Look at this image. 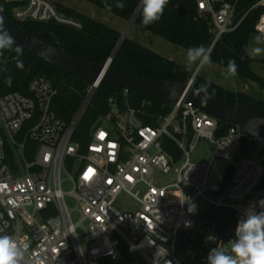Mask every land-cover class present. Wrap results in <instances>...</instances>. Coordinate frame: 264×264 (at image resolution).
<instances>
[{"label": "built area", "instance_id": "2783aa9c", "mask_svg": "<svg viewBox=\"0 0 264 264\" xmlns=\"http://www.w3.org/2000/svg\"><path fill=\"white\" fill-rule=\"evenodd\" d=\"M5 2L20 23L81 29L52 0ZM238 2L198 0L200 14L211 18L213 47L239 27ZM255 30L264 35V14ZM99 86L92 84L70 125L54 112L57 91L44 77L32 80L28 95L0 97V234L16 242L19 264H207L212 248H229L245 210L264 211V164L244 153L239 126L223 129L183 100L152 126L142 109L112 97L83 147L73 137ZM201 147L210 158L192 161ZM222 165L226 176L216 185ZM65 182L73 186L69 193ZM124 197L131 199L127 206L120 203ZM218 211L233 214V230L210 217Z\"/></svg>", "mask_w": 264, "mask_h": 264}, {"label": "trees", "instance_id": "16d2710c", "mask_svg": "<svg viewBox=\"0 0 264 264\" xmlns=\"http://www.w3.org/2000/svg\"><path fill=\"white\" fill-rule=\"evenodd\" d=\"M11 21L28 33L38 34L44 42L55 46L56 41L49 35H54L66 52L79 60L97 65H105L113 56L122 33L103 22L85 16L75 10L67 9L58 4V9L67 17L73 18L81 24V29L54 22H24L20 23L13 18L14 5L1 0ZM101 9L108 10L114 16L129 22L134 16L141 0H84ZM263 0H239L235 13V24L239 27L232 33L224 35L211 51V63L227 70L229 60L237 65V77L246 83H255L264 88V80L251 71L252 60L248 55L250 35L256 32L255 27L264 14ZM124 3V8H117L116 4ZM198 0H169L161 19L151 25L142 23L141 11L135 24L147 32L159 36L165 41L188 50L190 47L204 45L212 48L215 34L211 26V18L200 14ZM6 49L0 55V97L10 93L20 92L28 95L32 80L44 77L50 80L57 95L53 101V110L57 116L70 125L86 100L92 82L61 72L38 56L22 49L21 53ZM111 68L132 77L151 81H176L188 83L193 72L186 66L170 60L135 40L126 38L115 54ZM11 77V84L6 83ZM210 81L207 95L218 100L241 104L248 107L253 113L264 119L263 98L249 88L246 92H235L209 80L203 75H197L193 85L198 88L201 84ZM124 89L101 84L96 90L92 103L82 122L77 128L73 141L83 147L89 144V135L100 116L109 111L108 100L112 97L121 104L127 101L131 107L144 111V122L147 125H156V119L169 114L173 103L165 98L149 93L129 90L128 97L124 98ZM232 124L221 121L220 127L226 129ZM242 148L245 154L250 152L264 164V146L250 136L242 137ZM264 190V180L262 184ZM218 221L223 229L233 230L235 220L229 211H218L209 214Z\"/></svg>", "mask_w": 264, "mask_h": 264}, {"label": "water", "instance_id": "95a60500", "mask_svg": "<svg viewBox=\"0 0 264 264\" xmlns=\"http://www.w3.org/2000/svg\"><path fill=\"white\" fill-rule=\"evenodd\" d=\"M141 8L142 6L140 3L134 16L129 21L128 28L122 34L120 42L111 57L112 61L122 43L127 38L130 28L135 24ZM0 24H2L3 28L14 38L13 45L15 47L19 46L21 49L35 54L61 72L82 79H88L92 83H98L99 85L103 84L124 90L149 93L165 98L172 103L181 100L186 103H192L200 111L213 116L217 120L239 126L244 135L250 136L264 146V119L253 113L246 106L238 103L230 104L210 95H208L206 102H201L199 97L193 95L196 87L190 82L180 83L176 81L138 79L112 69L111 65H97L76 59L66 52L60 41L54 35H49L56 41V45L52 46L41 40L38 34L28 33L15 25L11 21L1 0ZM213 48L212 46L211 51ZM196 76L197 73L193 75L192 79H195ZM94 93L95 90L91 92L89 99L94 96ZM200 95L203 96L204 93ZM262 103H264V101H262Z\"/></svg>", "mask_w": 264, "mask_h": 264}, {"label": "clouds", "instance_id": "9594fccd", "mask_svg": "<svg viewBox=\"0 0 264 264\" xmlns=\"http://www.w3.org/2000/svg\"><path fill=\"white\" fill-rule=\"evenodd\" d=\"M169 0H141L142 23L145 26L151 25L161 19ZM117 8H124L122 2L116 4ZM259 42V37H257ZM14 38L0 24V55L6 49H11ZM15 51L19 54L22 49L17 46ZM250 56H257L264 52V48L253 47L246 49ZM188 64H197L203 67L211 63V49L199 45L190 47L187 50ZM237 65L234 60H229L226 75L235 76ZM6 83L11 84V77ZM210 81L201 84L193 92L201 102L208 99V88ZM204 93L203 96L200 94ZM261 208H264V200L259 201ZM195 206L190 205L189 211H194ZM22 256L21 250L9 234H0V264H19ZM168 264H172L168 261ZM207 264H264V211H257L255 207L245 210L243 218L238 221L235 228L234 238L229 241V248H212L207 256Z\"/></svg>", "mask_w": 264, "mask_h": 264}, {"label": "rangeland", "instance_id": "374dc122", "mask_svg": "<svg viewBox=\"0 0 264 264\" xmlns=\"http://www.w3.org/2000/svg\"><path fill=\"white\" fill-rule=\"evenodd\" d=\"M57 6L62 5L67 9L75 10L85 16L91 17L95 20L105 23L106 25L110 26L113 29L120 31L122 34L128 28L129 22H126L116 16H114L108 10H101L84 0H52ZM257 37H259V42L257 41ZM127 38L131 40H135L142 44L143 46L149 48L150 50L170 59L173 60L181 65L188 67L192 72L193 75L197 73V75H203L204 77L208 78L209 80L223 86L226 89L233 90L235 92H246L249 88H252L253 92L258 93L260 97L264 100V88L255 83H246L244 80L237 76H228L226 75L227 70L221 66H218L214 63L207 64L203 67H199L197 64H188L187 62V50L177 47L164 39L160 38L157 35H154L150 32H147L143 28L139 27L138 25L134 24L127 35ZM253 47H260L264 48V35L258 32H254L250 35L248 49L250 50ZM249 55V53H248ZM252 60L250 68L251 71L254 72L257 76L264 80V52L257 56H250ZM193 77V76H192ZM192 79V78H191ZM190 79V80H191ZM92 87V86H91ZM211 151L206 148H200L192 157V161H206L210 158ZM226 176V167L225 165L220 166L214 183L216 185H221L224 178ZM63 179H66V175L63 176ZM66 193L72 191L73 186L69 182L64 183L63 187ZM67 202L69 207L74 210L77 207L76 201L71 198L67 197ZM131 202V199L124 197L121 199L120 203L123 206H127ZM192 217H196L197 213L194 212L191 214ZM79 218L78 214L75 213L74 219L77 221ZM80 236L82 238L83 234L80 231Z\"/></svg>", "mask_w": 264, "mask_h": 264}]
</instances>
